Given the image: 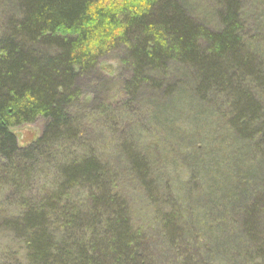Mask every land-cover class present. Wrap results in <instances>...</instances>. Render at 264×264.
<instances>
[{"label": "trees", "instance_id": "obj_1", "mask_svg": "<svg viewBox=\"0 0 264 264\" xmlns=\"http://www.w3.org/2000/svg\"><path fill=\"white\" fill-rule=\"evenodd\" d=\"M212 1L213 28L180 0H14L0 37V190L13 191L18 207L17 215L0 208V231L25 246L24 263L13 264H153L95 156L57 163L55 182L23 195L40 158L54 161V148L83 142L72 113L78 83L112 57L128 70L126 97L170 108L188 100L225 127L223 173L209 191L223 213L236 204L229 213L264 262V46L245 33V0ZM41 119L40 137L19 148L11 130ZM179 211L165 229H180Z\"/></svg>", "mask_w": 264, "mask_h": 264}, {"label": "rangeland", "instance_id": "obj_2", "mask_svg": "<svg viewBox=\"0 0 264 264\" xmlns=\"http://www.w3.org/2000/svg\"><path fill=\"white\" fill-rule=\"evenodd\" d=\"M180 2L197 22L213 28L212 0ZM14 4V0H0V37L16 13ZM242 6L245 33L264 46V0H245ZM127 75V68L112 57L80 79L81 97L72 113L83 142L54 148V161L40 158L35 176L23 181L22 187L28 188L23 195L32 196L55 182L57 163L93 155L113 177L115 190L129 209L131 226L142 233L153 264H264L245 242L237 226L241 218L229 213L236 204L223 213L209 191L223 173L219 167L224 164L221 145L226 138L218 129L224 125L207 109L189 107L188 100L170 108L168 103L156 106L152 98L126 97L122 88ZM43 128L41 119L11 133L19 148H25L40 137ZM200 143L204 147H198ZM200 183L202 189L197 187ZM12 192L0 190V208L17 215V197ZM178 210L182 213L176 225L180 229H165ZM259 225L257 234L264 242V217ZM24 249L17 236L0 231V264L24 263Z\"/></svg>", "mask_w": 264, "mask_h": 264}]
</instances>
